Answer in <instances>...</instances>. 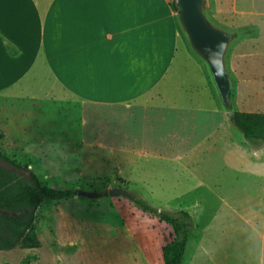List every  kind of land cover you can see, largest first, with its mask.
<instances>
[{
	"label": "rangeland",
	"instance_id": "374dc122",
	"mask_svg": "<svg viewBox=\"0 0 264 264\" xmlns=\"http://www.w3.org/2000/svg\"><path fill=\"white\" fill-rule=\"evenodd\" d=\"M205 14L235 36L251 31L236 36L226 53L231 105L264 112V0H208ZM197 57L204 74L190 61V74L174 78L172 87L192 80L205 93V102L210 94L218 102L217 114L203 121L182 120L175 128L192 139L173 138L170 151L163 143L157 147L123 135L121 124L130 123L125 117L138 106L51 105L48 119H30L23 136L8 128L12 119L0 110V150L35 171L45 185L76 190L65 199L45 201L30 236L35 246L0 250V264H165L163 247L175 238L172 226L131 198L109 195L114 187L158 208L193 215L195 229L183 264H245L246 258L259 264L264 227L259 155L264 146H252L229 124L209 67ZM126 128L138 132L132 123ZM78 190L102 196L88 198ZM230 250L238 252L235 259Z\"/></svg>",
	"mask_w": 264,
	"mask_h": 264
},
{
	"label": "crops",
	"instance_id": "0c3cea01",
	"mask_svg": "<svg viewBox=\"0 0 264 264\" xmlns=\"http://www.w3.org/2000/svg\"><path fill=\"white\" fill-rule=\"evenodd\" d=\"M173 2L0 0V110L12 119L8 128L23 136L30 119H48V106L80 101L140 107L125 117L138 132L122 123L123 135L163 143L169 151L173 138L190 142L175 127L217 114L218 102L210 91L205 102L192 80L172 87L174 78L190 74V61L204 74ZM261 234L264 264V227ZM230 252L235 259L238 252Z\"/></svg>",
	"mask_w": 264,
	"mask_h": 264
},
{
	"label": "trees",
	"instance_id": "16d2710c",
	"mask_svg": "<svg viewBox=\"0 0 264 264\" xmlns=\"http://www.w3.org/2000/svg\"><path fill=\"white\" fill-rule=\"evenodd\" d=\"M177 10L176 3L173 2ZM251 31L237 32L241 36ZM230 121L244 134L253 146L264 143V112L227 109ZM76 193L73 189H58L45 185L35 171L21 164L0 150V250L17 245L35 246L36 214L45 201L65 199ZM144 211L159 216L170 224L175 238L163 247L165 264H183L189 238L195 229L193 215L185 209L167 210L150 204L133 195L132 198Z\"/></svg>",
	"mask_w": 264,
	"mask_h": 264
},
{
	"label": "water",
	"instance_id": "95a60500",
	"mask_svg": "<svg viewBox=\"0 0 264 264\" xmlns=\"http://www.w3.org/2000/svg\"><path fill=\"white\" fill-rule=\"evenodd\" d=\"M181 24L193 50L207 63L214 84L225 109L231 105L232 79L227 69L225 57L235 34L212 24L205 14L208 0H174ZM78 194L88 198H98L101 193L78 190ZM111 196L133 198L127 189L114 187L108 190Z\"/></svg>",
	"mask_w": 264,
	"mask_h": 264
}]
</instances>
